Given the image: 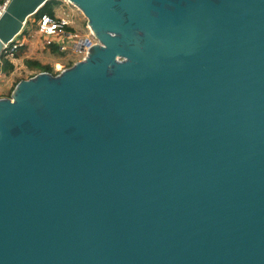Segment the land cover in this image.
I'll list each match as a JSON object with an SVG mask.
<instances>
[{"label": "water", "instance_id": "obj_1", "mask_svg": "<svg viewBox=\"0 0 264 264\" xmlns=\"http://www.w3.org/2000/svg\"><path fill=\"white\" fill-rule=\"evenodd\" d=\"M68 2L98 42L0 99V264H264V0Z\"/></svg>", "mask_w": 264, "mask_h": 264}, {"label": "rangeland", "instance_id": "obj_2", "mask_svg": "<svg viewBox=\"0 0 264 264\" xmlns=\"http://www.w3.org/2000/svg\"><path fill=\"white\" fill-rule=\"evenodd\" d=\"M57 1H60V4L54 7V16L66 19L69 23L67 27L71 29V31H65L70 38L60 43L64 50L59 49L56 46L57 43L45 38L38 32L36 23L33 22L34 16L28 17L27 24H24L21 32L15 36V41L17 40L19 43L18 47L12 52H9L8 48L6 52L1 54L0 99L10 98L17 83L28 80L41 72L38 68L27 65V61L49 66L52 70L51 74H58L66 67L72 66V60L86 56L84 52L77 53L73 47L75 42L84 39H88L92 45L98 42L94 33H91L83 13L67 0ZM5 59L12 64V69H3Z\"/></svg>", "mask_w": 264, "mask_h": 264}, {"label": "built area", "instance_id": "obj_3", "mask_svg": "<svg viewBox=\"0 0 264 264\" xmlns=\"http://www.w3.org/2000/svg\"><path fill=\"white\" fill-rule=\"evenodd\" d=\"M9 1L10 0H3L2 2H0V17L5 11ZM33 22L36 23L37 30L42 36L50 40H53V42L57 43L56 46L59 49H63L60 43H63V40L70 38L69 34L65 32L69 24L66 19L56 18L55 16L51 17L45 14L38 18L35 17L33 19ZM25 24H27V21ZM15 39L16 38L11 40L9 43L5 44L3 48V52H6L8 48H9V52H12L14 49L18 47L19 43L17 40L15 41ZM91 45L92 44L88 39H84L83 41L79 40L78 42H75L73 47L77 51V53H83V52L87 53V50Z\"/></svg>", "mask_w": 264, "mask_h": 264}, {"label": "trees", "instance_id": "obj_4", "mask_svg": "<svg viewBox=\"0 0 264 264\" xmlns=\"http://www.w3.org/2000/svg\"><path fill=\"white\" fill-rule=\"evenodd\" d=\"M3 0H0L2 2ZM60 4V1L57 0H48L33 16L38 18L42 15H49L51 17H54V7ZM67 30L71 31L70 28L67 27ZM54 49L58 50L56 47ZM27 65L29 66H34L38 68L41 72H48L51 73V68L49 66H43L38 64L37 62L34 61H27ZM3 69H12V64L8 60H4L3 63ZM57 73H54L56 75Z\"/></svg>", "mask_w": 264, "mask_h": 264}, {"label": "bare ground", "instance_id": "obj_5", "mask_svg": "<svg viewBox=\"0 0 264 264\" xmlns=\"http://www.w3.org/2000/svg\"><path fill=\"white\" fill-rule=\"evenodd\" d=\"M68 1V0H67ZM4 13V12H3ZM21 26L23 27L24 26V24H23V20H21ZM91 33H92V31H91ZM93 34V33H92ZM15 38V37H14ZM83 41V40H82ZM3 52V51H2Z\"/></svg>", "mask_w": 264, "mask_h": 264}]
</instances>
